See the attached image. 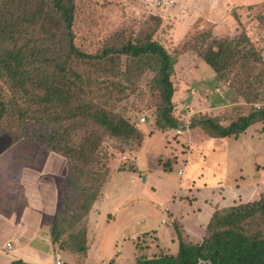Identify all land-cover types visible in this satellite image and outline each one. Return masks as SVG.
<instances>
[{
    "label": "trees",
    "instance_id": "1",
    "mask_svg": "<svg viewBox=\"0 0 264 264\" xmlns=\"http://www.w3.org/2000/svg\"><path fill=\"white\" fill-rule=\"evenodd\" d=\"M74 14V0H0V77L9 86L7 99L0 94V141L41 147L65 158L68 168L65 209L55 214L51 238L60 248L82 253L86 251L83 219L98 198L107 174L100 175L98 185L94 182L97 177L93 176L89 184L93 186L86 188L85 184L79 185L80 172L84 167L100 165L98 151L103 133L125 141L142 136L127 119L89 99L84 89L97 81L83 79L78 65L114 66L124 57L139 71L148 67L152 73L149 84L160 100L155 127L163 133L178 127L172 117L174 89L170 80L178 56L170 55L156 41L161 19L152 15L145 21V29L138 30L134 42L118 48L106 47L96 55L85 54L74 45ZM244 31L231 38H217L211 31L199 33L194 37L199 45L196 53H205L199 57L194 54L219 78L231 77V83H237L240 77L239 84L247 90L240 94L245 102L251 103L258 101L259 95L257 88L252 90L251 82L259 80L262 73L255 78L250 72L253 65H263V60ZM237 66L242 72L232 74ZM258 121H264V108L252 109L228 126L213 118H200L191 126H199L213 139L237 138ZM78 132L81 135L77 140L72 139ZM132 165L118 170H133ZM93 170L95 175L100 173L99 166ZM107 170L109 174V167ZM170 224L176 251L171 253L164 248L152 251L149 245L154 244L155 238L142 234L135 241L133 264H264V191L250 202L216 209L199 242L190 241L178 225Z\"/></svg>",
    "mask_w": 264,
    "mask_h": 264
},
{
    "label": "rangeland",
    "instance_id": "2",
    "mask_svg": "<svg viewBox=\"0 0 264 264\" xmlns=\"http://www.w3.org/2000/svg\"><path fill=\"white\" fill-rule=\"evenodd\" d=\"M156 1L74 0V45L85 54L96 55L106 47L118 48L124 43L134 42L138 30L145 29L144 23L148 17L161 15L166 25L161 31L158 30L160 33L156 34V41L176 58L180 51L186 55L180 56L182 60H177L170 77L174 89L172 117L178 127L163 133L155 127L160 100L149 84L152 73L148 67L144 66L139 71L140 68L131 66L124 57L114 66H105V63L78 65L77 70L83 79L97 81L84 89L89 99L100 107H106L114 115L127 119L142 136L139 139L133 136L125 141L103 133L98 151L100 165L95 167L99 166L100 173L95 175V168L84 167L78 179L79 185L85 184L86 188L93 186L89 185L93 176L97 177L94 180L96 185L101 183L100 175L104 177L107 174V180L108 167L111 172H117L124 166L130 168L134 154L143 147L146 152L141 162L149 176L147 189L137 191L134 198L121 207V212L113 221L105 224L98 222L101 226L95 237L96 245L89 254L75 255L73 264H101L99 257L108 264H120L115 259L117 250H128L133 241L127 238L140 235L160 222L164 209L158 203L165 204L170 194H173L170 197L172 201L186 196L183 207L206 210L204 207L210 205L205 204L204 200L217 203L224 199L218 205H227L231 203L230 199L236 200L237 194L241 203L258 198V194L264 191V121L253 123L237 138L213 139L199 126H191L200 118H213L220 125L228 126L248 115L252 109L264 108V0L220 1L218 14L211 13L209 21V24L217 27L218 38L231 36L235 28L245 30L250 35L253 47L261 53L263 65H253L250 72L255 78L262 73L259 80L251 82L252 90L257 88L259 92L258 101L251 103L245 102L240 94L247 91L245 85L239 84L240 77L237 83H231V77L221 79L198 58L200 53H205H196L199 48L194 37L199 33L193 31L183 38L182 26L190 20L191 24L202 21L209 12L210 0H173V4L162 8L155 5ZM152 24L157 25V22ZM203 26V32L207 29L210 31L209 25L203 23ZM127 69L130 73H127ZM238 71L242 72V69L237 66L232 74ZM8 87L7 81L0 77V94L4 99L9 97ZM91 129L92 125H89ZM80 135L81 132H78L72 139L77 140ZM2 144H7V140L2 139ZM56 157L60 161L58 163L62 164L63 159ZM179 171L182 174L179 175ZM176 184L181 185V190L174 196ZM231 187L234 194L229 191ZM76 192L79 193V190ZM29 194L34 197V193ZM188 222L193 224L191 219Z\"/></svg>",
    "mask_w": 264,
    "mask_h": 264
},
{
    "label": "crops",
    "instance_id": "3",
    "mask_svg": "<svg viewBox=\"0 0 264 264\" xmlns=\"http://www.w3.org/2000/svg\"><path fill=\"white\" fill-rule=\"evenodd\" d=\"M220 1L223 2V0H210L209 12L203 17L204 19L202 18V21L198 20L200 22L196 24H191V20L187 21L181 28L183 38L193 31L203 32L205 30L203 23L210 26L209 30L214 36H218L217 27L209 24V21L210 14L219 11ZM158 17L161 19L159 30L161 31L166 22L161 15ZM239 32L235 28L232 35L226 37L231 38ZM184 55L186 53L179 54L178 60H182L180 56ZM144 148H141L139 153L134 154L135 159H132L133 170L110 171L98 198L93 203L87 217L83 219L86 225V251L82 253H91L92 248H94L93 245H96L95 237L99 234V226H101L98 222L105 224L107 221H113L121 212V207L134 198L137 191L142 192L147 189L149 174L145 172L147 168L141 162L146 152V150L144 152ZM56 156L59 157V155L41 147L27 148L23 144L9 143L0 145V264H11L14 261H22L26 264H56V262L73 264L76 260L75 255L81 254L60 248L58 244L52 242V222L55 214L63 212L65 209L68 187L66 160L60 156L63 163L59 164L60 161ZM138 172L144 173L138 174ZM2 175L5 177L3 178ZM180 188L181 185L176 184L174 196L178 195L177 192L181 190ZM229 191L235 193L234 189ZM29 193H34V197ZM172 196L173 194H170L169 198ZM180 197L183 200L177 198L176 201H172L171 198H168L165 204L159 202L158 205L164 209L160 222L140 233V235L149 234L155 238L154 244L149 245L155 252L161 248L169 250L171 253L176 251L177 244L170 222L178 225L190 241L199 242L212 213L216 209L231 206L230 204L233 202L240 203L238 201L240 197L237 194L236 200H234L235 198L230 199L231 203L227 205H218L224 199L217 203H212V200L210 202L204 200L205 204L210 205L204 207L206 212L201 208L191 210L183 207L186 196ZM255 199L257 198L252 200ZM187 218L191 219L193 224H189ZM167 220L168 223L165 224ZM161 221L165 223L162 224ZM138 236L135 234L127 238L128 241H133L131 247L128 246V250L124 248H121L120 251L117 250L115 259H118L120 264L134 263L135 241ZM7 243L10 244V248L6 247ZM148 251L152 252L151 249ZM98 260L101 261V264H108L105 262L106 260L100 257Z\"/></svg>",
    "mask_w": 264,
    "mask_h": 264
},
{
    "label": "built area",
    "instance_id": "4",
    "mask_svg": "<svg viewBox=\"0 0 264 264\" xmlns=\"http://www.w3.org/2000/svg\"><path fill=\"white\" fill-rule=\"evenodd\" d=\"M171 4H173V0H157L156 3H155V5H156L157 7H160V8L165 7V6H168V5H171ZM141 121L143 122L144 119H141ZM177 134H180V132H177ZM178 174H181V171H179ZM163 223H164V222H163ZM6 247H7V248H10V244L7 243V244H6ZM56 264H59V262H56ZM103 264H105V263H103Z\"/></svg>",
    "mask_w": 264,
    "mask_h": 264
}]
</instances>
